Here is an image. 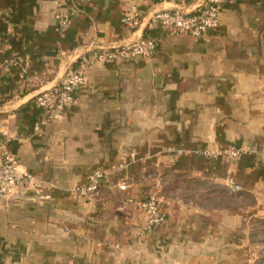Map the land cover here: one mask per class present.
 <instances>
[{
    "label": "crops",
    "instance_id": "crops-1",
    "mask_svg": "<svg viewBox=\"0 0 264 264\" xmlns=\"http://www.w3.org/2000/svg\"><path fill=\"white\" fill-rule=\"evenodd\" d=\"M202 1L137 0L144 21L132 31L118 0H0V149L34 178L0 201V264H249L242 211L160 194L165 178L190 175L211 192L249 196L248 218L264 217V0H223L218 28L198 41L145 28L157 11ZM145 37L155 42L150 59H94ZM83 59L73 105L33 132L44 111L26 75L43 74L48 88ZM212 145L237 148L238 161L204 162L196 152ZM93 167L109 169L99 195L70 198ZM154 193L165 219L148 228L125 200Z\"/></svg>",
    "mask_w": 264,
    "mask_h": 264
},
{
    "label": "built area",
    "instance_id": "built-area-1",
    "mask_svg": "<svg viewBox=\"0 0 264 264\" xmlns=\"http://www.w3.org/2000/svg\"><path fill=\"white\" fill-rule=\"evenodd\" d=\"M76 6H85L90 0H64ZM125 3L126 12L121 19L123 26L135 30L143 25V18L137 9V0H118ZM163 1V0H161ZM223 0H203L192 12H183L180 8L163 9L151 14L145 23L146 29L158 28L171 37L189 35L194 40L202 39L209 31L218 28L220 24L219 11ZM61 25H67V19H61ZM155 52L153 39L145 37L134 42H124L118 46L104 49L95 54L96 61H109L115 64L128 62L134 59H150ZM88 59H83L57 84L46 88L44 76L41 73L26 75L25 82L32 88L34 105L44 111V116L33 127V132L38 133L43 126L61 118L73 105L77 90L86 83ZM0 69L7 71L6 66ZM34 88V89H33ZM181 155V151L175 152ZM204 162L225 161L229 165L235 164L240 156V151L231 146L212 145L206 146L196 152ZM120 164L118 169H124ZM114 169V168H111ZM108 168L93 167L88 172L84 183L71 186L67 193L74 200H90L97 197L106 182ZM33 176L21 168L18 161L12 156L5 146L0 149V201L10 195L14 188H27L32 184ZM228 185L237 189L230 179ZM120 191H125V181L118 185ZM38 199H49L50 196L35 191ZM125 203L141 212L147 220V227L153 228L164 222V215L159 206L157 195L149 194L144 197H129Z\"/></svg>",
    "mask_w": 264,
    "mask_h": 264
},
{
    "label": "rangeland",
    "instance_id": "rangeland-1",
    "mask_svg": "<svg viewBox=\"0 0 264 264\" xmlns=\"http://www.w3.org/2000/svg\"><path fill=\"white\" fill-rule=\"evenodd\" d=\"M164 180L160 194L169 199H179L193 205L201 203L205 207L202 210L206 212L210 211L214 204L219 205V210L242 211L245 222L241 224L239 232L246 236L244 242H241L244 257L249 264H264V217L248 218L251 216L250 208L253 207V201L249 196L238 198L224 188L211 192V188L203 186L198 179L190 175H175Z\"/></svg>",
    "mask_w": 264,
    "mask_h": 264
}]
</instances>
